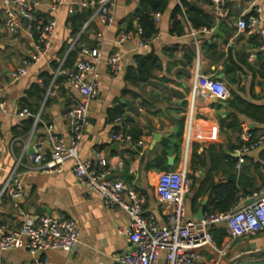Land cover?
I'll list each match as a JSON object with an SVG mask.
<instances>
[{"label":"crops","instance_id":"1","mask_svg":"<svg viewBox=\"0 0 264 264\" xmlns=\"http://www.w3.org/2000/svg\"><path fill=\"white\" fill-rule=\"evenodd\" d=\"M73 1L78 0H64L54 13L47 0H29L36 20L55 18V33L47 54L17 80L11 79L10 72L21 68L29 58L36 44V34H27L24 23L14 34L8 33L0 9V99L6 105L5 112L0 110V188L8 174L15 171L23 173L24 189V195L15 202L0 196V225H8L9 230L18 227L21 211L71 218L80 228L75 249L40 254L48 260L47 264H116V256L128 247L124 234L125 214L106 207L88 187L79 184L70 162L63 165L60 173L31 169L29 150L33 137L34 146L41 144L47 158L50 143L45 137V126L50 125L54 134L67 140L68 124L64 117L67 104L70 98L81 99L65 76L56 71L71 69L82 57L79 52L82 46L100 50L101 86L89 101L88 123L78 145V155L81 159H91L93 151L100 150L107 160L108 177L135 189L141 197L144 214L164 222L168 208L156 199V179L161 171L182 167L184 150L179 132H183L185 112L191 99L195 63L198 62L201 74L223 81L228 90L235 91L245 103L264 106V36L237 28V20L252 13L249 7L252 0H229L223 16L216 18L212 28H195L185 15L178 16L174 26L173 9L176 5L181 6L182 11L185 8L180 0H169L166 9L158 12L157 20L152 15L156 33L142 48L135 17L142 0H115L113 20L108 25L95 15L94 7L76 6L70 12ZM187 1L215 17L210 0ZM256 3L262 9L261 25L264 28V0ZM121 35L125 38L118 43ZM207 43L214 44V48L207 47ZM75 49H79L76 60L64 66L66 58ZM116 49L122 56V70L111 76L106 70L105 59ZM149 55L155 56L160 66L151 74L137 68L136 62L137 56ZM228 57L232 60L229 63ZM228 64L236 69L227 72L225 65ZM49 90H54V95H46ZM212 98L199 96L194 103L187 175L195 182L189 178L190 185L184 197L185 218L189 220L198 219L212 199L206 190L210 182H226L225 164L221 159L224 155L236 159L235 181L240 191L253 192L264 187V120L250 116V108L237 111L229 108L225 100L222 104V100L212 101ZM23 108L38 116L36 125L33 116L18 115ZM112 109L121 110L122 117L109 121L108 111ZM25 119L32 120L29 129H26ZM232 119L238 121V129L221 127L222 121L225 124ZM130 127L140 131L137 140L126 133ZM244 129H249L253 139L262 137V140L257 147L243 154L242 163H237L235 149L241 144L239 137ZM114 132L127 134L130 140L116 141L111 137ZM166 139L171 142L181 139L179 153L173 152L169 145L165 162L157 164L154 159L164 149L162 142ZM114 143L118 145L114 147ZM193 147L205 163L202 167L192 162ZM169 157L173 158L172 165L168 164ZM164 165L167 168L161 169ZM202 182V189L198 191ZM249 199L251 196L241 194L232 210L242 207ZM225 243L229 247L221 264L243 253L264 250V231L234 240L225 237L222 244ZM204 255L205 260L211 257L208 252ZM2 259L6 264H29L30 254L25 249H15L3 252ZM158 264H163V255ZM235 264H264V259Z\"/></svg>","mask_w":264,"mask_h":264},{"label":"built area","instance_id":"2","mask_svg":"<svg viewBox=\"0 0 264 264\" xmlns=\"http://www.w3.org/2000/svg\"><path fill=\"white\" fill-rule=\"evenodd\" d=\"M229 0H210V6L216 18L223 16ZM49 8L56 13L64 0H47ZM249 2L252 13L240 17L237 28L242 31L264 36L262 9L256 3ZM115 0H78L70 4L69 11L78 6L80 8L94 7V13L104 25L113 20ZM0 9L3 15L5 30L14 34L22 23L27 34H36V44L24 65L10 72L12 80L26 75L27 69L40 58L44 57L51 47L54 38L56 20L38 21L33 14V6L29 0H0ZM158 19V13L154 14ZM125 38L121 35L118 43ZM151 39L141 38L139 46L144 48ZM82 57L77 60L71 69H58L56 74H63L67 83L80 96L79 101L69 100L64 113L68 124L67 140L56 135L50 125L45 126V137L50 143V152L44 157L41 144L34 146V153L29 161L32 170L45 173H60L63 165L70 162L71 171L76 181L88 187L95 193L106 207L122 211L127 219L124 234L128 247L116 258V264H158L163 255V264H221L229 244L217 246L213 240L211 229L224 226L227 238L230 240L242 236L255 235L264 231V187L252 193L250 204L227 212H203L196 220L185 218L184 197L189 188L190 180L187 176L188 155L191 145V134L194 120L195 99L214 97L217 100H226L229 90L226 84L199 71L198 62L193 67V83L191 99L185 112L182 132L183 160L179 170L161 171L156 179V199L168 208L164 222L157 221L153 216H146L142 207V200L138 192L121 180L108 177L107 160L100 150H94L91 159H81L78 155V145L84 128L88 123V106L100 89L101 80L98 72V63L102 55L98 48H80ZM106 70L111 76L118 75L122 70V56L119 49L105 59ZM46 95H54V90L47 91ZM0 110L5 112V102L0 99ZM20 116H33L28 109L18 112ZM34 117V125L38 116ZM116 141L130 140L127 134L112 133ZM241 144L235 149L237 163L244 161L243 154L257 147L262 137L253 139L249 129L240 134ZM23 173L11 171L0 188V196L16 201L24 195ZM20 225L9 230L8 225H0V264H6L2 253L15 249H25L30 254L29 264H47V259L40 254L47 251L72 252L78 242L80 228L75 220L64 216L47 214L32 215L20 212ZM204 252L211 254L207 260Z\"/></svg>","mask_w":264,"mask_h":264},{"label":"trees","instance_id":"3","mask_svg":"<svg viewBox=\"0 0 264 264\" xmlns=\"http://www.w3.org/2000/svg\"><path fill=\"white\" fill-rule=\"evenodd\" d=\"M169 0H142L140 8L135 12V17L138 20L139 25V31L140 35L143 39H150L155 33L156 29L154 27V21L152 18V15L158 12H163L167 5ZM182 7L185 8V11L181 10V6L176 5L171 13V18L173 20V25L175 26L177 24V17L178 16H184L190 21L191 25L195 28L199 27H206V28H212L214 25V21L216 20V17L210 16L208 14L203 13L201 10L193 7L190 5V3L187 0H180ZM80 16V15H78ZM85 18V17H84ZM82 18L81 21L84 19ZM73 21V20H72ZM207 47L210 49L214 48V44L207 43ZM79 49H75L74 51L70 52L68 57L66 58L64 62V66H69V61H74V59L77 57ZM80 51V50H79ZM76 60V59H75ZM232 61L231 57H228V63ZM137 62V68L142 70L144 73L151 74V71L153 69L159 68V64L157 62V59L155 56L149 55L147 57H136ZM227 64V63H226ZM73 67V65L71 66ZM236 66L232 65H225V69L227 72L234 71ZM40 94V91H38ZM41 98V97H39ZM42 99V98H41ZM227 102V106L231 109L240 111L246 110L250 108L251 113L250 116L254 117L257 120H264V117L262 114H264V106H258L253 104H247L244 102L242 98L239 97V95L235 91L229 90V95L227 99L225 100ZM121 110L119 109H112L108 111V120L114 121L116 118H121ZM260 115V117H259ZM26 129H29L32 125L31 119H25L24 120ZM227 127L231 129H238L239 123L236 119H232L231 121H227L225 124H223V121L221 123V127ZM128 134H131L133 140H137L140 131L136 130L132 127L126 132ZM179 134H182V131L180 130ZM180 141L181 139H178L176 141L171 142V140H164L162 144L164 145V149L161 151L160 155H158L154 161L155 163L159 164L160 162H165V158L168 154L167 148L171 147L173 152L179 153L180 150ZM192 162H195L199 164L200 167L205 165L203 159L200 155L196 154L195 147L192 149V156H191ZM222 162L225 164L224 173L227 175V180L224 183L214 184L213 182H210V184L205 188L207 191H209L210 197L212 199L209 201V203L204 207V212H227L232 210L234 205L238 202L239 196L241 194L252 196V193L258 190H255L253 192L248 191H240V189L236 186V173L234 169V163L236 162V159L234 157H231L229 155H224L221 157ZM167 167L164 165L161 167V169H166ZM188 178H191L193 182L195 180L193 177L187 175ZM203 186V182L199 184L198 191H201ZM211 234L213 237V240L217 246H220L222 244L223 239L227 236V232L224 226L220 225L217 227H214L211 229Z\"/></svg>","mask_w":264,"mask_h":264},{"label":"water","instance_id":"4","mask_svg":"<svg viewBox=\"0 0 264 264\" xmlns=\"http://www.w3.org/2000/svg\"><path fill=\"white\" fill-rule=\"evenodd\" d=\"M215 32H218V29L215 30ZM216 99L213 97L212 101H215ZM222 104H225L224 101L221 102ZM156 136V135H155ZM157 137V136H156ZM34 143H35V137H33L31 145H30V150L29 152L31 154L34 153ZM118 145V143H114V147H116ZM172 157L168 158V164L172 165ZM252 202V199H249L246 201V204H250ZM264 259V250H260V251H251V252H247V253H243L242 255H239L237 257H233L231 259H229L226 264H235L238 262H242V261H254V260H263Z\"/></svg>","mask_w":264,"mask_h":264}]
</instances>
